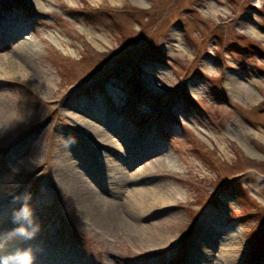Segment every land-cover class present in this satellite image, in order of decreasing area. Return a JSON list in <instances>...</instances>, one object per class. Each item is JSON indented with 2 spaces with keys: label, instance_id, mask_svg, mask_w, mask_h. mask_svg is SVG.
Masks as SVG:
<instances>
[{
  "label": "rangeland",
  "instance_id": "obj_1",
  "mask_svg": "<svg viewBox=\"0 0 264 264\" xmlns=\"http://www.w3.org/2000/svg\"><path fill=\"white\" fill-rule=\"evenodd\" d=\"M11 16L22 29L5 31L0 56L22 43L31 55L16 72L1 62L15 82L0 83L11 124L0 137V234L30 194L39 233L74 241L85 264H264V0H0V37ZM149 134L159 149L127 171L162 156L164 176L126 189L174 193L169 211L148 213L167 240L105 235L62 202L65 172L108 189L98 154L122 164L124 141ZM193 238L206 244L192 249Z\"/></svg>",
  "mask_w": 264,
  "mask_h": 264
},
{
  "label": "bare ground",
  "instance_id": "obj_2",
  "mask_svg": "<svg viewBox=\"0 0 264 264\" xmlns=\"http://www.w3.org/2000/svg\"><path fill=\"white\" fill-rule=\"evenodd\" d=\"M6 22L1 28L4 35L6 33H15L16 30L22 29V25L16 23L20 22L15 16L10 18H3ZM11 25L10 29L7 27ZM14 28H13V26ZM15 24V25H14ZM6 26V27H5ZM26 25H24L25 28ZM0 37V43L6 44L10 35H4ZM7 36V37H6ZM7 39V40H6ZM31 48L28 43L18 44L12 51L13 54L7 56H0V72L5 66L1 62L5 61L6 66L13 71H17L20 67L18 64V59H28L30 57ZM0 74V83L2 81L15 82L10 80V76H7L8 72H2ZM238 92L242 93L243 85H237ZM91 112V111H89ZM92 113V112H91ZM98 113V114H97ZM97 113L93 112L94 115H100V111ZM9 112L4 108L3 100L0 94V137H3L9 130H11V124L8 121ZM108 123V122H107ZM113 123V122H112ZM114 124V123H113ZM115 125V124H114ZM112 125L110 122L106 124L108 129L115 132L119 136H123L120 129L117 126ZM92 133L98 137V141L108 144V146H113L110 137L100 130H92ZM155 137L153 134L146 135L143 144L134 145L133 140L130 139V143L126 140L124 141V157L121 159L122 164L115 163L114 158L119 157L117 153L110 152L109 154L100 152L98 154L101 167L103 169L104 175L106 176V188L94 189L88 185V183L83 179L81 175L73 174L71 170L63 174L64 188L63 200L65 204L72 209L78 218H81L84 222H90V224L101 230L105 235L114 234H125L128 237L136 238L143 242H164L167 237L161 233L159 230V222L149 223L150 212L156 211L158 209L165 208L170 210L171 196L174 194L171 190L164 189L160 186H141V187H131L129 190L126 187L130 183H147L153 178H157L162 175L158 172V168H163L166 165V157L159 156V158H154L147 163L141 165V167L135 170L132 174L127 171L133 158L138 159L147 156L149 152H154L159 149V147L154 145H149L144 142L154 143ZM94 145V144H92ZM97 148H100L98 142H96ZM103 146V145H102ZM147 147V148H146ZM107 149V146H106ZM111 150V148H109ZM108 149V150H109ZM146 149L147 151L143 150ZM113 150V149H112ZM112 155V157H110ZM151 159V158H149ZM145 162V161H144ZM68 165V164H66ZM65 165V166H66ZM139 183V184H140ZM124 192L125 198H122ZM63 208L61 205L59 209ZM66 212L68 213L67 209ZM67 213L62 211V218L67 221H71L74 224L77 222L68 216ZM75 219V218H74ZM80 219V220H81ZM142 221H147L148 223L143 224ZM77 225V224H76ZM14 224L10 225L5 230L13 228ZM17 227V226H16ZM78 229V228H77ZM114 231V232H113ZM47 231L45 233H38L34 240L21 242L16 246L26 247L31 246L36 250V264H85L84 259L85 254H81L75 248V242L58 239L53 233ZM76 234V233H74ZM84 236L77 232L76 242L82 241V238L87 237V233L84 230ZM121 235V234H119ZM86 236V237H85ZM199 237H197L198 239ZM198 244V240L194 238L191 240L190 245L194 246L192 249L200 250L206 243ZM106 250V249H105ZM204 256H207L206 254ZM82 261V262H80ZM191 264H207L205 260L195 259Z\"/></svg>",
  "mask_w": 264,
  "mask_h": 264
},
{
  "label": "clouds",
  "instance_id": "obj_3",
  "mask_svg": "<svg viewBox=\"0 0 264 264\" xmlns=\"http://www.w3.org/2000/svg\"><path fill=\"white\" fill-rule=\"evenodd\" d=\"M19 208L13 213L17 227L10 234H0V264H36V250L30 245L26 247L11 246L12 241L27 242L34 240L40 231L31 207V195L25 194Z\"/></svg>",
  "mask_w": 264,
  "mask_h": 264
}]
</instances>
